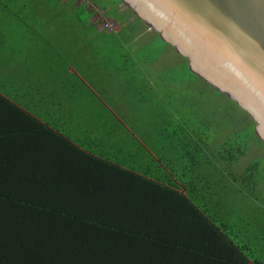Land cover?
I'll list each match as a JSON object with an SVG mask.
<instances>
[{"label": "trees", "instance_id": "1", "mask_svg": "<svg viewBox=\"0 0 264 264\" xmlns=\"http://www.w3.org/2000/svg\"><path fill=\"white\" fill-rule=\"evenodd\" d=\"M101 1L105 3L104 0ZM85 3L86 0L80 4ZM96 3L108 16L110 4ZM131 10L133 11L132 8ZM92 14L93 11L89 12V16ZM134 15L136 18H127L118 31L125 42L133 40L139 34L138 21L146 26V22L135 12ZM155 32L159 37V33ZM160 41L170 45L161 38ZM112 42L115 50L117 40L112 39ZM114 50L111 49L112 52ZM181 57L187 63V59ZM187 67L190 75L208 83L192 72L188 63ZM215 90L227 98L226 94L216 88ZM228 101L238 107L235 102L230 99ZM0 107L7 109L0 116V238H3V241L0 239V264L166 263L165 258L161 263L154 258L155 250L148 244L146 247L141 246L139 242L143 239L151 246L158 244L159 253L163 252L164 255L172 254L175 247L181 248L179 245L187 243L192 244L197 251L206 253L212 264H247L248 260H251V264H264V204L262 209H252L251 205L249 217L248 214L237 211L235 202H231L230 198L221 200L216 196L215 189L220 188L229 197L228 184L224 180L216 183L215 179L209 182L208 178L192 177L187 184L188 196L175 190L174 186L177 188L178 185L170 178L167 181L162 180L166 192L173 197L179 196L185 203L184 215L178 216L171 229L170 236L173 237H167L165 232L153 231L158 227L170 226L171 218L176 219L175 217L168 218L166 214H159L160 216H155L151 221H145L144 217L150 218L152 211H143L134 195L123 199L119 193H105L108 186L119 192V181H123L125 175L133 172L121 169L120 162L116 160H102L92 151L97 148L94 147V141L83 142L80 141L83 137L69 139V136H59L48 125L27 112L25 106L11 100L1 91ZM238 108L251 120L250 127L254 132L255 121ZM15 119L19 125L8 130L5 125ZM157 123L160 124V130L175 131L167 133V137L164 133L158 134L153 138L155 145L208 146V136L191 127L190 130L178 125L173 128L172 120L165 117ZM110 125L111 121L107 120L90 121L87 126L89 130L78 133L84 137L87 135L88 139L92 133H98L101 135L98 138L99 143L116 148L120 144V131H112L110 127L114 123ZM132 127L129 129H147L138 124ZM113 129L118 130L116 125ZM256 137L264 143L257 135ZM82 148L90 149L89 153ZM222 150V146H219L210 153L212 159L228 161L229 158L230 161H237L244 154L245 147L237 148L230 155L228 152L222 153ZM257 165L258 163L250 164L240 176L251 196H255L251 193L257 183L253 178ZM220 168L227 171V177L229 174L230 178L237 179V175L227 166ZM215 169V165L212 166V172ZM68 174L74 175L75 179L67 181ZM210 191L214 204L211 208L198 197L200 192L207 200ZM215 199L219 206H215L218 205ZM253 200L259 202V199ZM101 208L114 211H111V215H106L102 214ZM187 225L192 230L181 232ZM200 244L203 245L200 246L201 250L198 248Z\"/></svg>", "mask_w": 264, "mask_h": 264}, {"label": "rangeland", "instance_id": "2", "mask_svg": "<svg viewBox=\"0 0 264 264\" xmlns=\"http://www.w3.org/2000/svg\"><path fill=\"white\" fill-rule=\"evenodd\" d=\"M104 1L0 0V91L53 130L85 132L90 121L116 123V116L126 127L161 129L157 122L165 117L173 128L207 135L210 153L219 146L228 155L245 147L237 161L210 156L211 166H227L237 175L224 178L230 193L225 197L237 211L249 217L251 205L262 209L264 143L251 130V120L213 86L190 75L185 59L155 31L140 37V29L136 39L125 42L118 32L92 26L88 12L98 9L96 2L110 4L107 15L120 29L127 18H136L125 2ZM138 119L146 124L129 122ZM120 136L126 149L128 138ZM254 163L257 183L251 196L240 176Z\"/></svg>", "mask_w": 264, "mask_h": 264}, {"label": "water", "instance_id": "3", "mask_svg": "<svg viewBox=\"0 0 264 264\" xmlns=\"http://www.w3.org/2000/svg\"><path fill=\"white\" fill-rule=\"evenodd\" d=\"M123 1L244 110L264 141V0Z\"/></svg>", "mask_w": 264, "mask_h": 264}, {"label": "crops", "instance_id": "4", "mask_svg": "<svg viewBox=\"0 0 264 264\" xmlns=\"http://www.w3.org/2000/svg\"><path fill=\"white\" fill-rule=\"evenodd\" d=\"M82 3V2H81ZM91 12V10H90ZM89 13V12H88ZM91 16V15H90ZM89 16V22H91ZM134 18H132L133 20ZM92 24V22H91ZM146 24V23H145ZM141 33L140 37H143L144 34L148 33L151 29H149V26L146 24V26H141ZM107 32V31H106ZM138 36V37H139ZM136 39V38H135ZM160 40V38H159ZM18 103V102H17ZM19 104V103H18ZM90 107L92 108V104H90ZM6 108L1 109L0 107V116L3 115V113L6 112ZM49 114V113H48ZM112 115H115L114 113H111ZM33 116V115H32ZM34 117V116H33ZM40 122L48 125L49 123L45 122L40 119L39 116L34 117ZM116 123L111 127L112 131H120V134L118 136L119 141L123 142L121 139L122 134H124L123 137H128V143L125 142L126 149L122 147L121 145L115 147H110L108 145H102L98 142V138L101 136L98 133H92L90 136V139L87 137V135L84 137L81 134L72 135V130H59L55 128L56 130H53L56 134H59V136L62 137H75L76 139L78 137H83L80 141L83 142H95L94 147L96 149H93L92 151L95 152L97 155L101 157L102 160H107L106 158H110L112 160H116L119 163V166L121 169L128 170L133 173H129L123 177V181H119L120 189L119 192L109 188L106 189L105 193H110L114 195L115 193H119L120 196L123 199H127L129 195H134L139 201V206L143 207V211L150 209L152 211V215L150 218L144 217L145 221H151L154 219L157 215H163L166 214L168 218L171 216L176 219H172V223L170 226L165 227H158L153 232H165L167 237H173L170 236L171 229L174 227V223L177 221L178 216L184 215L185 208L183 207L185 203L180 199L179 196H170L162 185V180L167 181L168 178L173 183H177V188L174 186V189L178 192L184 194L185 196H188L186 194L187 191V184L190 180H192V177L203 179L208 178V181H213L211 179H215L214 181L218 180H224L226 173L223 171L218 164H215L216 169L214 172H212V166H211V158H210V149L209 146H188V145H174V144H166V145H155L153 142L158 136V134L164 133L166 137L168 136L167 133H171L175 130H160V129H150V130H142L137 131V129H129L131 126L126 127L124 124H122V121L117 118L116 116ZM136 121V120H135ZM135 121H129V122H135ZM137 121H141L138 119ZM93 121H91L92 123ZM113 123H111L112 125ZM18 120L15 119V121H12L9 125H5L8 130L14 129L18 126ZM50 125V124H49ZM48 125V126H49ZM110 125V126H111ZM117 126L118 130L113 129L114 126ZM50 127V126H49ZM51 128V127H50ZM125 129V130H124ZM135 130V131H134ZM143 138H146L144 140ZM112 138L113 135H110ZM142 142V143H141ZM98 144V146H97ZM2 144L0 143V147ZM101 147V148H100ZM84 149V148H82ZM114 149V151L112 150ZM115 149L116 154L115 156ZM86 152L89 153L90 149H84ZM201 151L203 153L201 154ZM207 154V155H206ZM107 156V157H106ZM208 169V170H207ZM211 170V171H210ZM99 174V173H98ZM81 176V175H80ZM75 176L72 174L67 175V181L69 179L74 180ZM79 177V176H78ZM221 186V185H220ZM213 190V189H212ZM216 196H218L221 200H226L225 194L220 191V188L215 189ZM214 191V190H213ZM212 191L209 192L207 200H205V197L199 192V199L202 201V203H207L208 207L211 208L212 201ZM106 196V194H102ZM96 197V196H95ZM90 198V197H89ZM215 198V197H214ZM92 200V198H90ZM208 201V202H207ZM216 203L219 206L220 204L215 199ZM203 204V205H204ZM102 214L111 215L114 211L112 209L107 208H101ZM159 215V216H160ZM204 215V214H203ZM140 216V215H139ZM166 217V218H167ZM192 229L189 228V225H187L183 230H180L181 232H188ZM141 231V230H140ZM139 231V232H140ZM180 233V232H179ZM1 241H3V238H0ZM141 240V239H140ZM142 247H146V244H148L153 250H155V259L161 263L162 259L165 258L166 263L164 264H212L210 258L203 252L197 251L192 244L187 243L185 245H179L181 248H174L172 251V254L164 255L163 252L160 254L159 249L160 246L156 244L155 246H151L148 241H145L144 239L139 242ZM185 246V247H184ZM203 246L200 244L198 248L201 250ZM227 259V258H226ZM247 264H251V260H248Z\"/></svg>", "mask_w": 264, "mask_h": 264}, {"label": "built area", "instance_id": "5", "mask_svg": "<svg viewBox=\"0 0 264 264\" xmlns=\"http://www.w3.org/2000/svg\"><path fill=\"white\" fill-rule=\"evenodd\" d=\"M98 9L91 10L93 13L96 12V16L91 20L92 24L95 26L99 25L102 30H106L107 32H118L120 30L119 22L116 19L106 16L104 11Z\"/></svg>", "mask_w": 264, "mask_h": 264}]
</instances>
